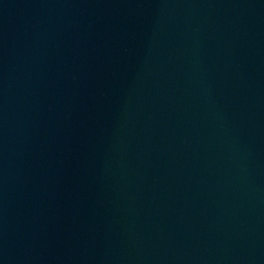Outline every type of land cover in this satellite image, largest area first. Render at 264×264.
Instances as JSON below:
<instances>
[{"label": "water", "instance_id": "1", "mask_svg": "<svg viewBox=\"0 0 264 264\" xmlns=\"http://www.w3.org/2000/svg\"><path fill=\"white\" fill-rule=\"evenodd\" d=\"M0 264H264V0H0Z\"/></svg>", "mask_w": 264, "mask_h": 264}]
</instances>
